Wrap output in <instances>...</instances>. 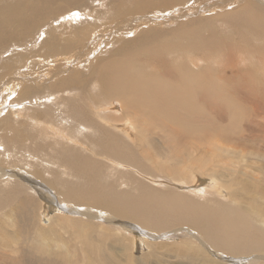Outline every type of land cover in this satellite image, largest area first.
I'll list each match as a JSON object with an SVG mask.
<instances>
[{"label":"bare ground","instance_id":"1","mask_svg":"<svg viewBox=\"0 0 264 264\" xmlns=\"http://www.w3.org/2000/svg\"><path fill=\"white\" fill-rule=\"evenodd\" d=\"M187 1L0 0V110L16 101L17 126L29 132L16 140L0 130V258L6 247L15 252L9 264H264V0L227 7L223 21L239 22L240 33L219 52L201 36L200 16L175 21ZM167 15L166 27L122 39L123 26ZM97 32L90 43L103 44L101 56L126 40L119 57L98 64L83 51ZM169 36L176 41L161 43ZM84 55L89 67L66 73ZM232 56L252 64L226 76ZM58 59L64 64L52 68ZM90 68L97 76L80 77ZM249 95L258 129L236 124ZM196 151L206 153L194 159ZM197 175L208 179L199 184ZM172 232L185 237L149 240ZM139 245L145 252L134 255Z\"/></svg>","mask_w":264,"mask_h":264},{"label":"rangeland","instance_id":"2","mask_svg":"<svg viewBox=\"0 0 264 264\" xmlns=\"http://www.w3.org/2000/svg\"><path fill=\"white\" fill-rule=\"evenodd\" d=\"M21 1H23V2H26V3H30L31 2V0H21ZM190 1V0H189ZM220 1H222V0H191V2H189L188 3V1L184 4V5H182V6H178V7H175V8H178L179 9V13H181V17L180 18H178V19H176L175 21H178V23H181V21L183 20V21H186L184 18H187V17H189V16H196L197 15V17H199L200 16V19L203 21V23L201 22V20L199 19V26H200V28L198 29L199 30V32L201 33V36H205V35H207V36H210L211 38H212V40H211V43L213 42V44H215V46H214V48H218L219 50H215V51H222L223 49H225V47L228 45V44H230V43H237V41H238V33H240V32H235L236 31V29L234 30V27H233V25L235 24V23H239V22H237V21H234V22H231V23H229V22H226V21H223V18H224V15L225 14H229L230 13V11L233 9L232 7L233 6H235V3L233 2L234 0H226V2L225 3H223L224 4V6L223 7H216V8H214V9H211L210 7H208L209 5H210V3L211 4H213V3H219ZM238 0H236V2H237ZM209 3V4H208ZM233 3V4H232ZM206 4H208V5H206ZM199 5H201V9H208L209 11H206V12H209V13H211V12H216V14H210V16L209 15H206V12H198L197 10H199ZM229 6H232L231 8H227V7H229ZM174 9V8H173ZM224 9V10H223ZM225 9H227V10H225ZM231 9V10H230ZM236 9V8H235ZM222 10V11H221ZM24 11H27V9L26 8H24ZM226 11V12H225ZM167 12V11H166ZM176 11H175V9L174 10H172L171 11V14H168V15H172V13H173V15H175V16H177L178 14H177V12L175 13ZM220 12V13H219ZM217 13H219L218 15H217ZM225 13V14H224ZM110 14V13H109ZM201 14H204V15H201ZM94 16H95V14H93ZM166 16V17H168V19L166 18V17H164V18H166V19H164L163 18V20L162 19H159V21L158 20H155L154 21V23L155 22H157V23H155V24H153L152 23V25H150L151 23H149V22H147L146 20L144 21V22H142V21H133L132 22V24L131 25H125V26H123L122 27V29H128V30H126L125 31V33L124 34H122V39L124 38V37H133L135 34V32H137L139 29H141V28H149L150 26H154L155 25V27H157V28H159V29H161V28H163V27H166V26H164L163 24H165V25H167V23H169V21L171 22V20H170V18H169V16ZM205 15H206V17H205ZM133 16V15H132ZM204 19V17H205V19L203 20L202 18ZM133 17H128L127 18V20H126V22L125 21H122V22H117L116 20V22L115 23H112V25L114 26L115 24H117V25H115V26H119V25H121V24H128L130 21H131V19H132ZM247 19H249V20H251L252 18H251V16H250V18L249 17H246ZM115 19V18H114ZM114 19H113V21H114ZM180 19H182L181 21H180ZM207 19V20H206ZM160 20H162V22L160 21ZM166 20V21H165ZM174 21V22H175ZM180 21V22H179ZM182 21V22H183ZM104 22V21H103ZM101 23V21H97V24H100ZM148 23H149V25H148ZM175 23H177V22H175ZM245 23L246 24H249V23H253L252 21H248V22H246V21H244L243 22V25H245ZM107 24H110L109 26H111V23H107ZM143 24V25H142ZM174 24V23H173ZM202 24H203V26H202ZM161 25H163V26H161ZM130 26H133L134 27V30H132L131 31V29H130ZM148 26V27H147ZM138 27V28H137ZM104 28H105V32H104ZM109 27H108V25H103L102 27H100V32H102V33H105V34H109L110 32H112L113 30H112V28L110 27L109 29H108ZM114 28V27H113ZM99 29V28H98ZM107 29V30H106ZM115 29V28H114ZM172 30H174V28L172 29ZM234 30V31H233ZM222 31H226L227 32V34H226V32L224 33V32H222ZM100 32H97V34H95V36L93 37V38H90L89 40H88V42L89 43H86L85 44V46L82 48L83 49V51L84 52H87L86 54H93V53H97V55H96V57L94 58V59H92L93 61L95 60L96 61V59H97V63L98 64H100V63H102V62H104V61H106V60H109V58H111V57H119V55H115V51L117 50V49H119L120 47H122V44L124 45V44H126V40H122L123 42H119L118 43V48H116V49H114L113 51H111V52H105V54L104 55H100V53H102L101 51H102V46H103V44L102 43H100L99 42V44L98 45H96V44H94V45H96V46H94L92 43H90L94 38H96L97 37V35L98 34H100ZM109 32V33H108ZM166 32H172L171 30L169 31V30H167ZM237 35H235V34ZM235 35V37H228L229 35ZM64 35V37H66V35H68V32H64V33H62V35H61V37H59V39L60 38H62V36ZM37 36V35H36ZM44 36H41L40 37V39H39V44L38 45H36L35 47H38L39 45H40V41H41V38H43ZM63 37V38H64ZM62 38V39H63ZM125 39H128V38H125ZM173 41H176V38L175 37H172V36H169V38L168 39H166V41H164V40H162L161 41V43H164V45H169V44H171ZM229 41H232V42H229ZM263 41V43L262 44H260L259 46H258V48L260 47L261 48V50L264 52V40H262ZM217 43V44H216ZM225 46V47H224ZM133 47H134V45H129L128 46V50H132L133 49ZM259 48V49H260ZM21 49L20 48H17V51L18 52H21L20 51ZM17 51H14L15 53H12V55L14 56V55H17L16 54V52ZM223 53H225V59H226V61H228V59H229V57H230V54L227 52V51H224ZM36 54L37 55H41L42 56V54H40V50H38L37 52H36ZM103 54V53H102ZM111 54V55H110ZM66 55V54H65ZM68 55V54H67ZM129 55L130 54H127L125 57H123V60L124 61H126V60H128L129 59ZM64 56V55H63ZM67 57H70V56H67ZM63 58V57H62ZM51 59H53V58H50V60ZM78 59H80L79 61H76V62H74L73 60H71V58H70V60H71V62H70V65L66 68V73H68V72H70L72 69H74V68H76V67H78L80 70H84L86 67H89L87 64H88V60H86V55H84V56H82L81 58H78ZM30 60H28V62H29ZM92 61V62H93ZM225 61V62H226ZM243 61L244 62H246L247 64H252V62L251 61H249V60H246V59H244L243 60V58H241V57H237V56H232V62H231V64L229 65V66H227V69H225L223 72L225 73V75L226 76H228V75H230V74H233L236 70H240V71H243L240 67L242 66V64H243ZM56 62H58L57 64H56ZM58 65L59 67H61L62 66V64H64V61H61V60H57V61H55V62H53L52 63V65ZM66 64V63H65ZM52 66V68H54L55 66ZM48 68H50V66H47ZM36 70H38L37 68H36ZM41 71V73L40 74H38V75H36L35 76V78L36 79H38V77H41V74H43V72H44V70L42 69V70H40ZM92 72H94V76L96 75L97 76V70H96V68H90L89 70H88V72H87V74L86 75H81L80 77H86V76H88L89 74H91ZM149 72V71H148ZM37 73V72H36ZM256 73H258V72H256ZM259 74V73H258ZM57 77V76H56ZM56 77H53V78H48L47 80H48V82H49V84H51V83H53L54 81H56L57 80V78ZM42 81H44V79L42 78V79H40V82H42ZM5 92H7V91H4L3 93H5ZM254 95V94H253ZM253 95H249V101H251L252 103H254V104H252V103H250V102H248L247 101V104H248V106L246 107V109H245V115L244 114H242V115H240L239 117H238V119H237V121H236V124H237V127H239L240 128V126L242 125L244 128H249L251 125L252 126H256V129H258L259 127H258V125H257V120H256V118L254 117V114L257 112V109H256V105H255V100H254V97H253ZM10 96V98L13 96V95H9ZM16 103V101H11V105L13 106V107H11V108H7V107H5L4 108V110H0V119H2V118H4V117H6V116H10L11 117V121H13V122H5V123H2V127H0V130H3L6 134H7V136L9 137L10 135H14V139H16L17 140V136H19V137H24V136H26L27 134H26V132H28V129H27V131H23L24 129H26V128H24V127H26V125H24L23 124V126L21 125V124H19L20 125V127H18L17 126V116L16 115H13L12 114V112H13V110L14 109H16V107L17 106H14V104ZM8 104L9 103H7V105L6 106H8ZM116 110H120V107L118 106V104H117V107L115 108ZM24 114V113H23ZM226 119H227V117H226ZM23 121H26V120H24V119H21V122H23ZM7 124H10V126H6ZM16 128V129H15ZM18 128H21V129H19V131H17V129ZM24 128V129H23ZM14 129V130H13ZM14 133V134H13ZM18 133V134H17ZM22 133V134H21ZM256 133H257V130L255 131V132H253L252 133V136H251V139H253V141H250V143H251V145L252 146H256L257 145V143H258V138L256 137ZM0 134H2L1 132H0ZM16 134H17V136H16ZM28 134H29V132H28ZM21 142H24L23 140H21ZM206 153V151H204V152H199V151H196L194 154H193V156H194V159H196L197 157H200V156H202V155H204ZM150 165H151V163H150ZM157 167V166H156ZM167 167V164H162L160 167H157L158 168V170H162L163 172H166L168 169L166 168ZM171 170H175V171H177L178 170V168L177 167H175V168H173V169H171ZM163 172H158V173H161L160 175L162 176V179L161 178H157L158 180H161V181H163V183L165 184V185H167V184H170L171 183V181H170V179L168 178V177H166V176H164V175H162V174H165V173H163ZM175 176H178V174H176ZM208 178H206V177H202V176H196V179L195 180H199L197 183H202L203 181L205 182L206 180H207ZM203 180V181H202ZM203 182V183H204ZM182 185H190V184H188V183H182ZM123 187V186H122ZM125 187V186H124ZM126 188V187H125ZM41 200V199H40ZM47 210H51L53 213L52 214H56L58 211H62L60 208H54V206H50ZM59 213H61V212H59ZM12 223V222H11ZM11 223H9V224H11ZM131 223V222H130ZM133 226H136V227H139L138 226V224H136L135 222H132L131 223ZM5 228H6V230L8 231V232H13L15 229H16V226L15 225H6L5 226ZM149 232V231H148ZM149 233H151V232H149ZM152 234V233H151ZM182 233L180 232L179 234H178V232H172V233H170V234H167V235H164V236H160L159 238H157V239H154V238H149V240L151 241V242H153V241H165V242H181L182 241V238L183 237H185L184 235L182 236L181 235ZM153 235H155V234H153ZM168 244H170V243H168ZM145 247L143 246V245H139V248L137 249V250H134V255H139V253H141V251L143 250L144 252H145ZM13 257H15V252H13V250L12 249H10V248H4L3 249V258H0V264H9V258L11 259V258H13ZM184 259V258H183ZM178 261H181V262H185V260H181L180 258L179 259H173V260H170V262L171 263H165V264H173L174 262H178Z\"/></svg>","mask_w":264,"mask_h":264}]
</instances>
